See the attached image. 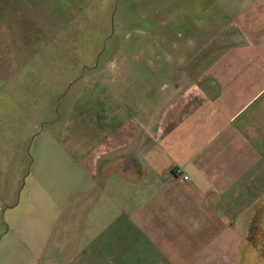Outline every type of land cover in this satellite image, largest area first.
<instances>
[{"label": "rangeland", "instance_id": "374dc122", "mask_svg": "<svg viewBox=\"0 0 264 264\" xmlns=\"http://www.w3.org/2000/svg\"><path fill=\"white\" fill-rule=\"evenodd\" d=\"M259 31L264 0H0V264H120L97 253L111 219L81 209L73 144L150 63L199 71Z\"/></svg>", "mask_w": 264, "mask_h": 264}, {"label": "crops", "instance_id": "0c3cea01", "mask_svg": "<svg viewBox=\"0 0 264 264\" xmlns=\"http://www.w3.org/2000/svg\"><path fill=\"white\" fill-rule=\"evenodd\" d=\"M244 37L228 33L208 68L150 63L141 87L119 82L73 144L81 209L111 219L91 227L107 231L101 260L264 264V33Z\"/></svg>", "mask_w": 264, "mask_h": 264}, {"label": "built area", "instance_id": "2783aa9c", "mask_svg": "<svg viewBox=\"0 0 264 264\" xmlns=\"http://www.w3.org/2000/svg\"><path fill=\"white\" fill-rule=\"evenodd\" d=\"M174 175L176 177H179V178L183 179L184 181H188L189 180V177L184 175V173L180 169H176L174 171Z\"/></svg>", "mask_w": 264, "mask_h": 264}]
</instances>
